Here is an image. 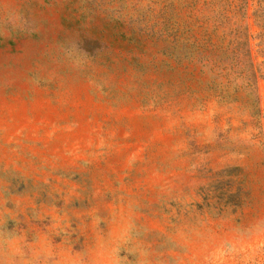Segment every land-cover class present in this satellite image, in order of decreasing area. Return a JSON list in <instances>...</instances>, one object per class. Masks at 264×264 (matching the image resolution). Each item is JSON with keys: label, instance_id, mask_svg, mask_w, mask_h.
I'll list each match as a JSON object with an SVG mask.
<instances>
[{"label": "rangeland", "instance_id": "obj_1", "mask_svg": "<svg viewBox=\"0 0 264 264\" xmlns=\"http://www.w3.org/2000/svg\"><path fill=\"white\" fill-rule=\"evenodd\" d=\"M0 264H264V0H0Z\"/></svg>", "mask_w": 264, "mask_h": 264}]
</instances>
